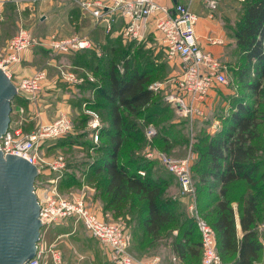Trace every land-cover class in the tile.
Segmentation results:
<instances>
[{
    "label": "rangeland",
    "instance_id": "374dc122",
    "mask_svg": "<svg viewBox=\"0 0 264 264\" xmlns=\"http://www.w3.org/2000/svg\"><path fill=\"white\" fill-rule=\"evenodd\" d=\"M67 1L63 0V4L65 5ZM108 1L102 2L107 3ZM245 1L247 0H233L231 10H225L226 8H224L223 11H225L228 23L233 21L232 18L235 21L238 19ZM24 2H27V4H24V8L21 7L20 9L16 8L11 2L7 4H5V1L0 2V58L3 56L9 40L15 36L21 27L42 39L46 37L61 39L70 36H84L94 42L97 48L102 47V49L99 48L101 56H99L98 50L95 52L88 49L79 53L57 54L49 50H39V47L30 48L22 56L23 58L27 52H30L31 66L37 69L35 71H46L47 79L44 80V86L37 95H39V100L41 98L45 100L46 98L52 106H55L53 112L46 113L49 121L52 122L60 114H65L73 124L67 134L51 139L47 145L44 143L41 146L39 154L44 160L51 162L58 156H62L64 168L60 172L49 171L47 162L40 163L38 167L41 172L34 181V186L38 187V194L43 197V193L45 195L50 187L55 186L57 192L65 198H83L86 205L104 221L123 227L130 238L129 252L137 259H157L159 264H199L201 259L200 238L195 224L199 216L201 220L211 226L210 222L214 216V204L219 199L218 188H210L209 192L205 189L203 193L198 195L199 172H210L208 161L201 158V153L205 149L204 145L217 132L226 130L230 114L237 102L246 103L258 109L264 108L262 95H254L244 85L245 83L237 80V70L245 64L241 51L238 47H235L231 50V56L227 61H220L224 66L222 71L227 82L214 87L215 98L211 109L204 110L202 116H183L178 113L171 101L166 99L168 96L173 95L174 91V86L167 81L179 73L182 63L177 57H169L163 46L161 48L163 53L161 52L158 56L151 50L143 48L144 44L142 42L146 39L147 32L143 39H128V42H132L134 51H130V49L126 51L123 49L122 51L120 47H116V50L115 48H109L105 33L107 29H97L96 26H99V24H96L92 17H89L87 22H82L79 19V14H77L80 11L77 10L71 20L69 9L59 10L56 16H51L46 20L48 21L46 27H42L38 21V15L44 11L45 5H40L38 8V5L32 0H25ZM77 5L78 8H81L79 4ZM49 9H47L48 12ZM81 11L86 14L82 8ZM68 12L69 15H67ZM55 20H57V25L52 27L51 22H55ZM233 25L234 23L229 25L231 30ZM53 29H59L58 33L51 32ZM154 33L157 35V32ZM121 35L122 33L119 36L123 37ZM120 50L127 53L124 55L118 54L117 51ZM124 56L127 58L124 61L134 58L133 65L135 67H145L148 70L150 76L148 85H158L155 90H152L155 96L147 108H140L136 113L126 112V118L137 124L142 135L137 136L136 139L128 140L124 144L120 156L122 161L130 159L145 164V168L139 171L160 178L165 183L161 188L160 199L168 201V207L175 212L177 219L164 226L157 238L148 235L143 228L144 202L133 194H128L118 204L112 205L108 202V196L104 191L105 174L103 172H93L94 166H97L104 156L105 139L99 137V140L93 144L90 130L87 127V114L83 110V105L86 103L87 107L94 109L99 114L101 125L107 124V110L101 108L105 101L96 97V93L98 88L105 87L107 84L106 73L109 64H115L117 73L122 74L124 66L122 57ZM74 57H77V60H83L86 66H76ZM99 59H102L103 62ZM22 61L23 59L20 60L21 63ZM56 61L57 63H55ZM61 62H64V64H61ZM13 67L11 69V80L17 84L23 77L16 80L13 77ZM60 69L71 71L78 78H84L79 82V85H76L80 89L78 88L74 92L73 87H75V84L65 80L60 73ZM249 70V74L245 78L246 81L254 78V68ZM86 71H88L87 75ZM24 98L23 94L21 95L19 92L12 98L8 130L17 126L19 119L22 120L20 116H23V113L20 110L17 111L16 106L24 102L23 105L26 109L28 105ZM56 106H59L58 109ZM153 107H158V109L164 107V109H162L163 111L160 109L159 113L151 114L146 119L145 115L148 112L151 113ZM25 109L24 114L27 111ZM55 110L57 113H55ZM150 120H152L155 132L151 138H148L146 131L147 126L151 124L148 123ZM34 125V123H30L28 126L25 125L22 132L27 133L37 128L38 125H35L36 127ZM262 130V124H259L257 133L261 137ZM58 139L64 140V142H60ZM256 140H253V142H256ZM147 147L149 150L162 151L172 163L180 164L184 160L186 161L191 178L192 192L190 194L183 191L177 176L166 165L155 158L149 159L145 156ZM258 154L264 162V151L261 149ZM134 166L132 165V168ZM144 174L140 175L144 176ZM260 184L262 195L259 197L255 209L254 230L262 243V250L259 257L252 264H264V180ZM250 195H255V192L244 181L240 180L229 186L227 198L234 211L236 207L239 214L238 207H243ZM198 201H200L199 205ZM190 204H195V210L189 208ZM190 220L193 222L191 246L195 253H189L185 258L180 259L173 250V244L180 240L183 232L187 230V224ZM38 242L46 244L47 248L52 245V247L59 250L62 254L63 264H111L101 244L90 236L80 221L74 218H67L41 227ZM226 263L227 261L221 260L220 264ZM44 264H52L49 255L46 257Z\"/></svg>",
    "mask_w": 264,
    "mask_h": 264
},
{
    "label": "built area",
    "instance_id": "2783aa9c",
    "mask_svg": "<svg viewBox=\"0 0 264 264\" xmlns=\"http://www.w3.org/2000/svg\"><path fill=\"white\" fill-rule=\"evenodd\" d=\"M208 9L215 8L216 0H202ZM84 12L89 14L96 24H102L109 31L116 18L125 20L123 35L129 39H143L146 36L147 26L151 18L154 20V29L157 32L161 45L169 57H177L181 61L179 73L168 79L174 86L170 100L174 108L183 116H202L204 104L214 87L227 82L223 73V64L218 57L205 51L198 43L195 26L199 16L188 4L176 0L171 6L159 4L155 0H109L107 3L100 0H76ZM1 4V3H0ZM39 47L57 54H70L94 47L91 40L86 37L70 36L66 38L46 37L33 35L25 28H19L0 58V68L11 80L13 65L20 62L25 51ZM62 68V67H61ZM62 77L72 83H79L75 73L60 69ZM46 71H35L31 76L23 77L19 83H14L16 94H23L25 99H34L41 91L46 79ZM157 84H151L149 89L155 90ZM87 114V127L94 143L99 140L101 122L99 114L92 108L83 105ZM73 124L69 117L60 114L49 123H41L37 128L24 133L20 126L6 130L0 137V150L3 154H13L24 158L34 165L38 174L40 163L47 162L40 154L41 146L47 141L67 134ZM152 124L147 126L148 138L154 135ZM145 156L155 158L175 173L183 191L192 192L191 178L186 161L180 164L172 163L167 156L158 150H149ZM48 170L60 172L64 168V159L58 156L55 160L47 162ZM144 174L143 171H139ZM39 206L38 219L41 227L58 221L74 218L80 221L91 237L96 239L105 249L111 264H159L157 259H137L129 252L130 238L123 227L104 221L95 211L91 210L83 198H65L61 196L55 186L50 187L43 197L38 194V187L34 186ZM195 204L189 208L195 210ZM200 234L201 259L199 264H220L221 258L217 251L215 232L212 226L201 220L198 216L196 222ZM40 227V228H41ZM39 240V239H38ZM51 257L52 264H63L62 254L59 250L41 242H36L34 255L26 264H44L47 256Z\"/></svg>",
    "mask_w": 264,
    "mask_h": 264
},
{
    "label": "trees",
    "instance_id": "16d2710c",
    "mask_svg": "<svg viewBox=\"0 0 264 264\" xmlns=\"http://www.w3.org/2000/svg\"><path fill=\"white\" fill-rule=\"evenodd\" d=\"M233 35L235 44L245 59V64L237 70V80L245 83L254 95H262L264 105V0L245 1L238 19L234 22ZM93 44L94 47L90 50L97 52L99 48L94 42ZM39 50L48 51L43 48ZM125 58L122 57V74L117 73L115 64H109L106 73L107 84L97 89L96 97L105 101L101 108L107 110L108 120L106 125L101 126L99 133V137L105 139L104 156L99 164L94 166L93 172L105 174L104 191L112 205L118 204L128 194H133L144 202L143 228L148 235L157 238L164 226L177 219L175 212L168 207V201L160 199L161 188L165 183L146 172L144 176L140 175L138 171L144 169L145 164L120 159L124 144L142 135L137 124L126 118V112L136 113L140 108H147L155 93L148 88V70L145 67H135L134 58L124 61ZM99 61L103 62L102 59ZM74 62L75 65L80 62L82 67L86 66L83 60H77V57ZM250 68H254V78L246 81ZM152 109L151 113L145 115L146 119L164 107ZM148 123H152V120ZM259 124L263 127L262 137L257 133ZM60 139V142H64ZM255 139L256 142H253ZM50 141L46 142V145ZM204 148L201 158L208 161L210 172H199L198 195L205 189L209 192L210 188H218L219 199L214 204V216L210 222L215 231L217 251L221 260L227 261L226 264H252L262 250L254 224L256 205L262 195L260 183L264 180V162L258 154L259 150L264 151V108L258 109L237 102L230 114L226 130H220L213 135ZM132 165L135 166L132 168ZM240 180L244 181L256 196L250 195L246 204L238 207L241 229V234L238 235L235 212L227 193L229 186ZM195 227L197 229L196 224ZM192 228L193 222L190 220L180 240L173 244V250L180 259L189 253H195L191 246Z\"/></svg>",
    "mask_w": 264,
    "mask_h": 264
},
{
    "label": "crops",
    "instance_id": "0c3cea01",
    "mask_svg": "<svg viewBox=\"0 0 264 264\" xmlns=\"http://www.w3.org/2000/svg\"><path fill=\"white\" fill-rule=\"evenodd\" d=\"M2 1H5V4L11 2L12 4H14L16 6V8H19V9L21 7L24 8L23 5L27 4V2H24L25 0H0V2H2ZM102 1H107V0H102ZM155 1H157L159 4H163L166 6H171L172 3L175 2L174 0H155ZM178 1L182 2L183 4H188L190 6V8L194 12H196V14L199 16L197 24L195 26V30H196L197 40H198V43L200 44L201 48L205 51L211 52L213 55L218 57V59L221 62L227 61L231 56V50H233L235 47H237L235 44V38L233 35V27L231 30V26H229L230 23H234L235 20H234V18H232L231 20H233V21H231V22L229 21L230 23H228V19L224 13L225 11H223V10H224V8H226L225 10H231V8H233V3H234L233 0H216L215 8L212 10L208 9L202 0H178ZM32 2L36 3V5H38V8L40 5H43V4L45 5L44 11L40 12V14L38 15V21L42 27H46V24L48 22L46 20L49 19L51 16H56V14L58 13L59 10H68L69 9V12L71 13L70 19L73 18V15L76 14L75 12L77 10L80 11L77 14H79V19L82 22H87L89 17H90L89 14H87L86 12L85 13L87 15L84 14L81 11V8L77 7L78 5L76 4L77 3L76 0H68L65 5L63 4V0H32ZM62 4H63V6H61ZM55 6H57L58 8H56ZM69 7L75 8V9H70ZM47 9H49V12ZM69 12L67 13V15H69ZM68 19H69V16H68ZM56 21L57 20H55V22L54 21L51 22L52 27H53V25H57ZM68 21H70V20H68ZM124 26H125V20L121 17H118L112 23L110 30L105 31V33L107 35L106 40L109 43V48H115L117 50V48L120 47V49L122 51H123V49L125 51L128 49H130V51H134V49L132 48V42H130V41L128 42V39L126 37H124V35H123ZM96 27H97V29H101V28L106 29V27L102 24H99V26L97 25ZM53 30L51 32L58 33L59 29H55L54 31ZM154 32H155L154 20L151 18V20H149V23L147 26L146 39L143 40L142 43L144 44L143 48H145L147 50H151L155 55L158 56L159 54H161V52L163 53V50L161 49L162 48L161 42L159 41L157 35ZM121 33H122L123 37L119 36V34H121ZM82 37H84V36H82ZM98 46H99V44H98ZM100 46H101V44H100ZM100 49H102V47ZM121 50L117 51V52H119L118 54L123 53ZM83 51L85 52L86 50H81L79 52H83ZM98 52L100 55L101 54L100 50H98ZM29 56H30V52H27L24 55V57L22 58L23 59L22 63L21 62L17 63V65H15L13 67V77L16 80H19L20 78H22L24 76H28V75L32 74L35 70H37V69H35V67L31 66V61H30ZM75 58L76 57H74V59ZM55 63H57V61ZM61 64H64V62H61ZM76 66L81 67V63L78 62ZM49 72H48V74H49ZM85 73L87 75L88 71H86ZM46 79H47V77H46ZM82 79H84V78H82ZM74 84H75L74 85L75 87H73V90H74V92H76L79 88V87L77 88L76 85H79V83H77V84L74 83ZM38 97H39V95H37V97L34 99H25L24 98L25 102H27V105H28L26 109L24 108V105H23L24 102H23V104H19V106H16L17 111L20 110L23 113V116H20V117H22V120L19 119L18 125H17V126H20L21 129L24 128L25 125L28 126L30 123H34L37 126L38 123L41 124L43 122H45V123L50 122L46 113H49L51 111L53 112L55 106H52V104L46 98H45V100L43 98H41L39 100ZM214 98H215V92L211 91L209 93L207 99L205 100L204 110L208 111V109H211ZM56 107L58 109L59 106H56ZM69 107H70V105H69ZM48 108H50V109L48 110ZM24 109L27 110L26 114H24ZM55 113H57L56 110H55ZM17 126H15V127H17ZM234 212H235V226H236L237 234L240 235L241 229H240V224H239V214L236 211V207H235Z\"/></svg>",
    "mask_w": 264,
    "mask_h": 264
},
{
    "label": "water",
    "instance_id": "95a60500",
    "mask_svg": "<svg viewBox=\"0 0 264 264\" xmlns=\"http://www.w3.org/2000/svg\"><path fill=\"white\" fill-rule=\"evenodd\" d=\"M15 94L0 68V137L9 126ZM37 175V168L24 158L0 150V264H26L34 255L41 227L34 193Z\"/></svg>",
    "mask_w": 264,
    "mask_h": 264
},
{
    "label": "bare ground",
    "instance_id": "6f19581e",
    "mask_svg": "<svg viewBox=\"0 0 264 264\" xmlns=\"http://www.w3.org/2000/svg\"><path fill=\"white\" fill-rule=\"evenodd\" d=\"M13 83V82H12ZM14 84V83H13Z\"/></svg>",
    "mask_w": 264,
    "mask_h": 264
}]
</instances>
